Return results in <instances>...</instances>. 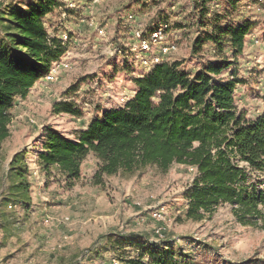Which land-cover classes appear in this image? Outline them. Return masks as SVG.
Instances as JSON below:
<instances>
[{"label":"rangeland","instance_id":"obj_1","mask_svg":"<svg viewBox=\"0 0 264 264\" xmlns=\"http://www.w3.org/2000/svg\"><path fill=\"white\" fill-rule=\"evenodd\" d=\"M14 1L0 0V7ZM57 1L65 6L44 20L49 33L56 29L66 51L52 63L53 74L41 78L25 100L14 102L10 136L0 145V264H125L137 256L131 247L111 251L108 236L168 243L193 264H264V231L240 226L229 206H219L200 222L184 219V193L194 168L173 165L164 175L147 168L131 176L104 177L101 185L94 186L91 176L97 162L90 156L82 164L80 180L68 189L59 176L47 177L38 167L36 155L45 127L72 139L102 111L121 108L132 98L133 78L151 70L135 58L134 30L167 24L166 41L176 50L164 63L187 59L197 31L193 0ZM196 1L205 3L210 21L213 13H225V20L249 18L255 25L238 58L237 76L243 83L235 88L237 111L253 119L264 97V0H237L234 10L226 0L216 7L212 0ZM196 68L195 62L184 65L185 71ZM61 102L73 105L81 117L55 115L52 106ZM16 154L23 155L19 166H24L28 186L25 203L12 197L2 200L8 186L18 182L7 177ZM260 183L264 189V178ZM154 213L160 218L155 219Z\"/></svg>","mask_w":264,"mask_h":264},{"label":"trees","instance_id":"obj_2","mask_svg":"<svg viewBox=\"0 0 264 264\" xmlns=\"http://www.w3.org/2000/svg\"><path fill=\"white\" fill-rule=\"evenodd\" d=\"M193 1L197 31L189 57L163 62L133 78L132 98L121 108L102 111L72 139L45 127L36 163L47 177L59 176L68 189L80 180L82 164L90 156L97 162L91 176L94 186L104 177L131 176L147 168L164 175L173 165L191 167L195 175L184 193L185 220L209 219L227 205L240 226L264 231V97L253 119L237 111L235 101V88L243 83L237 76L238 58L255 25L249 18L225 20V13H213L210 21L205 3ZM219 1L212 0V7ZM236 1L225 2L234 10ZM64 6L57 0H15L0 7V145L10 136L14 102L25 100L66 51L56 29L49 33L44 20ZM160 24L166 23L145 32ZM187 62L197 68L185 71ZM52 111L81 117L68 103H54ZM22 156L14 155L9 163L7 177L18 182L8 186L4 201H28L24 166H19ZM107 240L111 251L131 247L138 253L125 264H193L168 243L150 244L130 236Z\"/></svg>","mask_w":264,"mask_h":264},{"label":"built area","instance_id":"obj_3","mask_svg":"<svg viewBox=\"0 0 264 264\" xmlns=\"http://www.w3.org/2000/svg\"><path fill=\"white\" fill-rule=\"evenodd\" d=\"M67 6L68 8H72L73 4L69 3ZM128 18L136 21L133 15H130ZM167 28V24H160L149 32L143 30L133 31V37L136 41V46L133 51L136 50L135 58L143 68L151 69L156 65L162 64L164 58L175 52V45L166 41ZM48 72L51 75L55 71L50 67ZM153 217L159 219L160 214L154 213Z\"/></svg>","mask_w":264,"mask_h":264},{"label":"crops","instance_id":"obj_4","mask_svg":"<svg viewBox=\"0 0 264 264\" xmlns=\"http://www.w3.org/2000/svg\"><path fill=\"white\" fill-rule=\"evenodd\" d=\"M247 43V36H246V40H245V44Z\"/></svg>","mask_w":264,"mask_h":264}]
</instances>
